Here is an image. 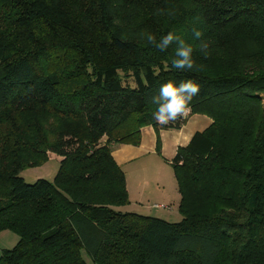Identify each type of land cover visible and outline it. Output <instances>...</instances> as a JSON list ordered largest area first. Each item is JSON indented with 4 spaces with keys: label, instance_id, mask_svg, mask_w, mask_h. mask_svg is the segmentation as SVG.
I'll use <instances>...</instances> for the list:
<instances>
[{
    "label": "trees",
    "instance_id": "trees-1",
    "mask_svg": "<svg viewBox=\"0 0 264 264\" xmlns=\"http://www.w3.org/2000/svg\"><path fill=\"white\" fill-rule=\"evenodd\" d=\"M168 32L198 71L146 40ZM188 79L190 115L211 124L170 162L182 221L115 211L129 198L111 146L137 147L152 127L159 155V131L184 119L158 125L149 98ZM47 153L53 181L26 184ZM5 232L18 242L0 264H264V0H0Z\"/></svg>",
    "mask_w": 264,
    "mask_h": 264
},
{
    "label": "rangeland",
    "instance_id": "rangeland-1",
    "mask_svg": "<svg viewBox=\"0 0 264 264\" xmlns=\"http://www.w3.org/2000/svg\"><path fill=\"white\" fill-rule=\"evenodd\" d=\"M112 148H114V146H111V149ZM47 158L48 161L44 165L38 168L26 169L20 172L19 177L29 185L34 184L38 180L52 182L58 171L59 160L55 159L56 156L51 153H47ZM150 158L153 160H149ZM137 165H143L145 169L140 171L138 175H131L130 172H127V180L130 187V195L128 194V198H130L129 203L124 207L115 208L114 210L120 212L137 210L142 211L139 212L140 216H142L141 214L143 213H145L144 216H150V209H155L153 204H157V207H159L157 209L161 211H158L159 213L157 214H155L156 212L153 213L154 215H159L154 216L152 214L154 217L172 224L181 222L182 216L178 211L179 196L177 192V184L170 164L164 162V160L160 159V156L156 154V157L142 158L140 161L137 160L131 164V166ZM132 171L134 172V170ZM142 179L146 180L148 187H138L135 190L134 187ZM161 180H163V183ZM162 195H164V197ZM17 242L18 237L15 234L11 232L1 233L0 256L3 251L13 249Z\"/></svg>",
    "mask_w": 264,
    "mask_h": 264
},
{
    "label": "clouds",
    "instance_id": "clouds-1",
    "mask_svg": "<svg viewBox=\"0 0 264 264\" xmlns=\"http://www.w3.org/2000/svg\"><path fill=\"white\" fill-rule=\"evenodd\" d=\"M195 40L200 41L199 50L208 56V43L201 39L202 33L199 30L193 31ZM148 43L155 46L160 51H164L175 45L174 57L171 66L180 71L199 70V66L193 58L194 48L186 43L180 36L174 32H168L163 35L159 41L152 33L146 34ZM200 92V85L191 79L182 80L179 84L172 81L161 84L158 94L151 96L150 102L156 105L153 112V118L160 126H168L184 118L190 111V104L193 97Z\"/></svg>",
    "mask_w": 264,
    "mask_h": 264
},
{
    "label": "crops",
    "instance_id": "crops-1",
    "mask_svg": "<svg viewBox=\"0 0 264 264\" xmlns=\"http://www.w3.org/2000/svg\"><path fill=\"white\" fill-rule=\"evenodd\" d=\"M183 119H184V123L179 130L167 129V130L159 131V136H160L159 156L160 159H163L164 162H167L168 164H170V162L174 158L178 148L187 146L190 139L195 133H200L204 131L211 124V120L209 118L199 115H190L189 112ZM140 134H141V141L139 146L134 147L129 145H120L119 147L114 146V148L111 149L112 157L115 163L121 168V170L125 174L126 188H127V193L129 195H130V187L127 180V172H130L131 175H138L140 171H143L145 169L143 165L131 166V164L136 162L137 160L140 161L142 158L156 157L157 154L156 136L154 129L152 127H144L141 129ZM55 159L60 160L58 157H56ZM149 160H153V159L150 158ZM132 170H134V172L137 173H134ZM161 182L163 183V180H161ZM143 186L148 187L145 179H142L134 187V189L136 190L138 187H143ZM162 196L164 197V195ZM153 206L155 207V209L151 208L150 209L151 215L147 217L159 216V215H154L153 213L156 212L155 214H157L159 213L158 211L161 210L157 209L159 208L157 207V204H153ZM139 212L142 211L127 210V211H122L121 213H130V214L139 215ZM141 215L144 216L145 213ZM167 215H171V214H167Z\"/></svg>",
    "mask_w": 264,
    "mask_h": 264
},
{
    "label": "bare ground",
    "instance_id": "bare-ground-1",
    "mask_svg": "<svg viewBox=\"0 0 264 264\" xmlns=\"http://www.w3.org/2000/svg\"><path fill=\"white\" fill-rule=\"evenodd\" d=\"M189 116V115H188Z\"/></svg>",
    "mask_w": 264,
    "mask_h": 264
}]
</instances>
